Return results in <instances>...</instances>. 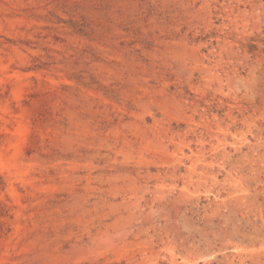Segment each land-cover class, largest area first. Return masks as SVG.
I'll return each mask as SVG.
<instances>
[{"label":"rangeland","instance_id":"obj_1","mask_svg":"<svg viewBox=\"0 0 264 264\" xmlns=\"http://www.w3.org/2000/svg\"><path fill=\"white\" fill-rule=\"evenodd\" d=\"M0 264H264V0H0Z\"/></svg>","mask_w":264,"mask_h":264},{"label":"bare ground","instance_id":"obj_2","mask_svg":"<svg viewBox=\"0 0 264 264\" xmlns=\"http://www.w3.org/2000/svg\"><path fill=\"white\" fill-rule=\"evenodd\" d=\"M18 78V77H17Z\"/></svg>","mask_w":264,"mask_h":264}]
</instances>
